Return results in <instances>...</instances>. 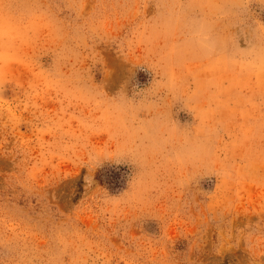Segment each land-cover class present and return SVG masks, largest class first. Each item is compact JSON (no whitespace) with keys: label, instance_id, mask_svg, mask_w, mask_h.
<instances>
[{"label":"rangeland","instance_id":"rangeland-1","mask_svg":"<svg viewBox=\"0 0 264 264\" xmlns=\"http://www.w3.org/2000/svg\"><path fill=\"white\" fill-rule=\"evenodd\" d=\"M0 264H264V0H0Z\"/></svg>","mask_w":264,"mask_h":264}]
</instances>
